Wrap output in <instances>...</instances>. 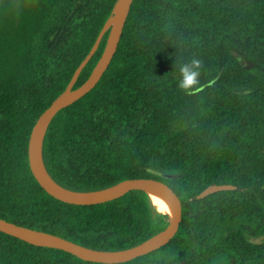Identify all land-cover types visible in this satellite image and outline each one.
<instances>
[{
  "label": "trees",
  "instance_id": "obj_1",
  "mask_svg": "<svg viewBox=\"0 0 264 264\" xmlns=\"http://www.w3.org/2000/svg\"><path fill=\"white\" fill-rule=\"evenodd\" d=\"M117 1L0 0V218L99 250L140 244L169 217L140 190L89 206L58 200L36 180L29 142ZM194 57L201 90L188 94L179 65ZM43 157L74 191L151 178L178 194L174 238L121 264H264V0H134L108 70L54 118ZM213 184L245 190L196 199ZM0 264L103 263L0 231Z\"/></svg>",
  "mask_w": 264,
  "mask_h": 264
},
{
  "label": "water",
  "instance_id": "obj_2",
  "mask_svg": "<svg viewBox=\"0 0 264 264\" xmlns=\"http://www.w3.org/2000/svg\"><path fill=\"white\" fill-rule=\"evenodd\" d=\"M134 0H118L111 17L101 30L90 53L75 71L66 90L41 114L33 127L29 142V161L31 170L39 184L53 197L75 205H96L119 199L131 191L140 190L164 195L172 207L167 213V227L149 239L133 247L122 250H99L87 247L67 238L32 229L0 218V231L30 244L55 248L69 252L82 260L103 264H121L150 254L167 245L177 234L183 218V205L178 194L166 183L151 178H135L121 181L113 186L91 192L74 191L61 186L49 173L43 157L44 141L51 123L57 114L91 92L108 70L121 41ZM107 43L90 77L78 88L75 85L85 67L98 51L104 36ZM176 177V176H174ZM240 190L244 188L232 184H213L196 196L204 199L220 191ZM165 214V213H162Z\"/></svg>",
  "mask_w": 264,
  "mask_h": 264
},
{
  "label": "clouds",
  "instance_id": "obj_3",
  "mask_svg": "<svg viewBox=\"0 0 264 264\" xmlns=\"http://www.w3.org/2000/svg\"><path fill=\"white\" fill-rule=\"evenodd\" d=\"M203 68V61L198 58H192L189 62H185L179 65V72L181 79L179 80L178 87L187 92L193 94L199 92L200 75Z\"/></svg>",
  "mask_w": 264,
  "mask_h": 264
},
{
  "label": "bare ground",
  "instance_id": "obj_4",
  "mask_svg": "<svg viewBox=\"0 0 264 264\" xmlns=\"http://www.w3.org/2000/svg\"><path fill=\"white\" fill-rule=\"evenodd\" d=\"M148 196L153 206L156 208L158 212L165 214L172 213V207L164 195L160 193L149 192Z\"/></svg>",
  "mask_w": 264,
  "mask_h": 264
}]
</instances>
